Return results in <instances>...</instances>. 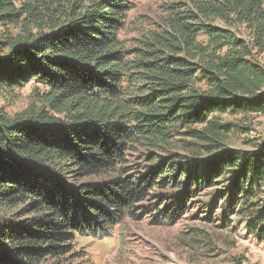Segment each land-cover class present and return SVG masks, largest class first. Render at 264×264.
Here are the masks:
<instances>
[{
    "label": "trees",
    "instance_id": "1",
    "mask_svg": "<svg viewBox=\"0 0 264 264\" xmlns=\"http://www.w3.org/2000/svg\"><path fill=\"white\" fill-rule=\"evenodd\" d=\"M134 2L0 0V97L37 86L0 106V264H92L81 239L223 182L213 206L264 238V136L231 148L249 129L222 117L264 114V0L168 2L128 44Z\"/></svg>",
    "mask_w": 264,
    "mask_h": 264
},
{
    "label": "rangeland",
    "instance_id": "2",
    "mask_svg": "<svg viewBox=\"0 0 264 264\" xmlns=\"http://www.w3.org/2000/svg\"><path fill=\"white\" fill-rule=\"evenodd\" d=\"M172 1L176 0H135L122 34L127 43L132 44L133 38L151 28L163 13V6ZM235 29L239 35H245L240 27ZM258 59L264 63V52ZM36 87L31 82L8 94L9 97L3 94L0 106L9 114L25 109L34 100ZM222 117L249 129L230 135L231 148L257 149L256 143L264 136V114ZM223 184L203 191L189 202L186 213L176 223H156L150 214L139 219L128 217L106 236L81 239L78 247L92 264H264V238L251 231L250 220L237 212L239 207L225 211L219 199L213 206L215 190Z\"/></svg>",
    "mask_w": 264,
    "mask_h": 264
}]
</instances>
